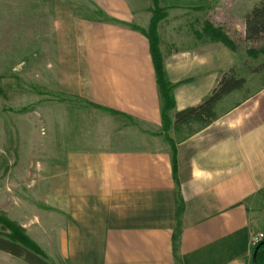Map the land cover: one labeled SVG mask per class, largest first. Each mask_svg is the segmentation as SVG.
Wrapping results in <instances>:
<instances>
[{
  "label": "crops",
  "instance_id": "1",
  "mask_svg": "<svg viewBox=\"0 0 264 264\" xmlns=\"http://www.w3.org/2000/svg\"><path fill=\"white\" fill-rule=\"evenodd\" d=\"M88 2V15L67 16L73 48L49 64V88L118 123L106 145L81 139L51 151L58 156L30 180L42 193L32 201L48 203L47 225L24 227L50 264H254L252 239L264 234V87L251 86L259 72L249 78L235 50L217 56V43L193 36L188 14L167 6L158 35L176 108L165 133L138 30H148L153 5ZM231 70L245 84L215 105V120L175 127L176 113L201 105Z\"/></svg>",
  "mask_w": 264,
  "mask_h": 264
},
{
  "label": "rangeland",
  "instance_id": "2",
  "mask_svg": "<svg viewBox=\"0 0 264 264\" xmlns=\"http://www.w3.org/2000/svg\"><path fill=\"white\" fill-rule=\"evenodd\" d=\"M263 1L161 0V6L174 7V14L187 13L189 19L184 22L193 21L188 22L193 36L198 32L207 39L206 24L222 29L241 56L247 76L259 72L251 79L255 90L264 87V35L247 40L246 18ZM137 3L153 5L152 0ZM81 5H89L88 0H0V214L36 244L23 221L33 227L47 225L49 208L47 202L32 201L42 196L30 186L32 177L58 156L51 153L55 147L65 142L78 146L81 139L106 145L111 126L118 123L85 102L49 88V64L59 63L62 59L57 55L73 48L67 16L89 14ZM216 43L217 56L230 49ZM184 46L190 47L185 42ZM251 51L258 56H251ZM38 163L43 164L32 169ZM0 264L27 263L0 251Z\"/></svg>",
  "mask_w": 264,
  "mask_h": 264
},
{
  "label": "trees",
  "instance_id": "3",
  "mask_svg": "<svg viewBox=\"0 0 264 264\" xmlns=\"http://www.w3.org/2000/svg\"><path fill=\"white\" fill-rule=\"evenodd\" d=\"M152 3V19L148 30L144 31L140 28L138 30L147 37L150 43V51L156 71L157 83L163 99L164 130L165 133H167L172 125L169 115L176 108V101L173 94L174 86L167 80L158 35L159 24L167 17V8L161 6V0H152ZM206 31L210 41L222 42L226 44L228 48L236 50L234 43L222 29H215L211 24H206ZM261 35H264V1L259 6L255 7L246 18L247 40H255ZM250 55L253 57L258 56L256 51H251ZM233 73L234 70L225 73L212 95L201 105L177 112L174 126H188L194 122L201 124L203 127L211 124L216 118L213 113L215 105L225 96L242 88L245 84L244 79L235 77ZM166 139H168V137H166ZM173 164L174 168H176V154H174ZM0 251L15 258L22 259L27 264H50L47 255L35 242L26 236L24 230L16 224H13L2 214H0ZM257 264H264V245L258 251Z\"/></svg>",
  "mask_w": 264,
  "mask_h": 264
},
{
  "label": "built area",
  "instance_id": "4",
  "mask_svg": "<svg viewBox=\"0 0 264 264\" xmlns=\"http://www.w3.org/2000/svg\"><path fill=\"white\" fill-rule=\"evenodd\" d=\"M263 240H264V234L263 233H259V234L255 235L252 239L253 248L258 246Z\"/></svg>",
  "mask_w": 264,
  "mask_h": 264
},
{
  "label": "water",
  "instance_id": "5",
  "mask_svg": "<svg viewBox=\"0 0 264 264\" xmlns=\"http://www.w3.org/2000/svg\"><path fill=\"white\" fill-rule=\"evenodd\" d=\"M264 245V241H262L254 250V254H253V263L257 264V254L259 249Z\"/></svg>",
  "mask_w": 264,
  "mask_h": 264
}]
</instances>
